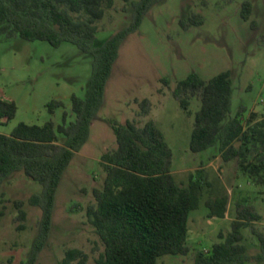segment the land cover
<instances>
[{
    "label": "rangeland",
    "instance_id": "obj_1",
    "mask_svg": "<svg viewBox=\"0 0 264 264\" xmlns=\"http://www.w3.org/2000/svg\"><path fill=\"white\" fill-rule=\"evenodd\" d=\"M134 1L113 0L106 7L96 23L100 39L129 24ZM246 1L252 4L247 21L241 14ZM192 18L203 23L185 27ZM227 71L234 88L232 115L241 111L246 119L251 112L264 116V0H165L150 10L140 29L123 43L90 139L63 177L52 233L38 264H64L70 250L80 253L69 264H96L105 252L91 212L107 178L102 156L118 149L110 121H132L139 129L153 122L172 150L171 174L178 184L187 186L191 174L204 172L200 207L188 219L186 253L160 257L157 264H194L199 253L225 242L236 222L242 224L241 244L251 258L245 264H264L256 259L261 252L258 235L264 238V172L246 173L238 160L225 162L216 150L193 153L191 133L201 103L191 99L192 115H187L173 95L177 83L192 73L209 80ZM91 73L92 57L74 44L53 47L19 37L0 42V98L17 106L14 119L0 124V134L10 136L21 123L42 126L53 121L58 126L64 112L74 121L71 96L85 95ZM53 101L62 106L50 113ZM261 155L253 152L248 161L258 163ZM41 192L42 186L23 173L0 188V264L27 259L41 219L40 208L29 199ZM224 195L225 217L209 218L205 201ZM22 210L25 218L20 217Z\"/></svg>",
    "mask_w": 264,
    "mask_h": 264
},
{
    "label": "trees",
    "instance_id": "obj_2",
    "mask_svg": "<svg viewBox=\"0 0 264 264\" xmlns=\"http://www.w3.org/2000/svg\"><path fill=\"white\" fill-rule=\"evenodd\" d=\"M163 1L132 2L129 24L100 39L96 23L104 18L106 7L113 6V0H0V42L19 37L46 41L53 47L71 43L92 57L85 95L71 96L74 121L69 122L64 112L58 126L53 121L42 126L21 123L10 136L0 134V188L17 173L42 186L41 194L29 199L32 206L40 208L41 219L29 255L21 264H38L50 239L58 189L76 154L90 139L123 43ZM251 13V2H244L243 19L249 20ZM202 23L203 19L197 22L192 18L185 27ZM163 82L169 85L168 79ZM233 92L227 71L209 80L192 73L177 83L173 95L187 115H192L191 99L201 103L191 133L193 153L216 150L225 162L238 160L242 171L260 174L264 172V116L251 112L246 119L241 111L232 115ZM61 106L56 101L48 104L50 113ZM16 112L13 100L0 98V124L13 120ZM110 123L118 149L102 156L107 178L103 190L96 192L97 207L91 212L95 232L105 244L96 264H157L160 257L185 254L188 219L200 207L204 172L191 174L187 186L178 184L171 174L172 150L153 122L143 129L132 121ZM253 152L262 154L258 163L248 161ZM16 204L20 207L22 202ZM227 205L225 195L205 201L209 218H224ZM20 217L25 218L23 210ZM241 229L242 224L236 222L225 242L215 244L207 254L199 253L194 264L248 262L251 258L241 244ZM258 239L261 252L256 259L262 261L264 238L258 235ZM79 253L70 250L64 264Z\"/></svg>",
    "mask_w": 264,
    "mask_h": 264
}]
</instances>
